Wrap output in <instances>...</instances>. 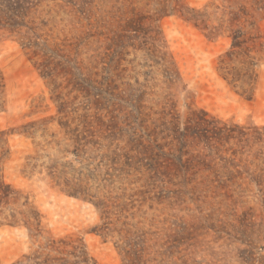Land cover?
Here are the masks:
<instances>
[{
	"label": "rangeland",
	"instance_id": "1",
	"mask_svg": "<svg viewBox=\"0 0 264 264\" xmlns=\"http://www.w3.org/2000/svg\"><path fill=\"white\" fill-rule=\"evenodd\" d=\"M19 11L0 22V264H264V0ZM201 117L262 140H178Z\"/></svg>",
	"mask_w": 264,
	"mask_h": 264
},
{
	"label": "trees",
	"instance_id": "2",
	"mask_svg": "<svg viewBox=\"0 0 264 264\" xmlns=\"http://www.w3.org/2000/svg\"><path fill=\"white\" fill-rule=\"evenodd\" d=\"M22 0H0L4 9L0 8V22H5L8 25H15L16 19L19 14L20 6ZM6 8V10H5ZM206 115V114H205ZM193 118H191L192 122ZM259 131L254 130L250 132L245 131L244 126L234 125L233 127H228L226 124L223 127L212 126L211 122L205 118H199L185 128V131L178 135V140H185L187 137H193L194 139H199L201 142H205L211 149L219 148L223 143H228V141L237 139L241 141L243 138L256 137ZM258 141L262 139L256 137ZM226 140V141H225ZM229 150H233L229 148ZM231 173V172H230ZM242 174V172H240Z\"/></svg>",
	"mask_w": 264,
	"mask_h": 264
}]
</instances>
